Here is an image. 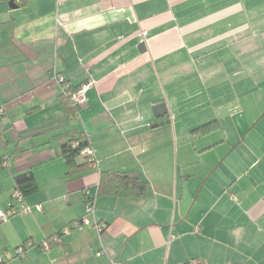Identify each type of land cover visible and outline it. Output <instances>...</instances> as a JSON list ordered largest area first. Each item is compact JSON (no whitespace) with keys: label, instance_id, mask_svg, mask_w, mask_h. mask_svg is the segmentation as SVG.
<instances>
[{"label":"crops","instance_id":"0c3cea01","mask_svg":"<svg viewBox=\"0 0 264 264\" xmlns=\"http://www.w3.org/2000/svg\"><path fill=\"white\" fill-rule=\"evenodd\" d=\"M20 2L0 0V211L17 209L0 254L32 245L3 264H264V0ZM58 75L90 84L76 120ZM72 128L98 164L68 177L56 136ZM112 169L140 172L144 196L98 195ZM27 171L39 189L19 204Z\"/></svg>","mask_w":264,"mask_h":264},{"label":"trees","instance_id":"16d2710c","mask_svg":"<svg viewBox=\"0 0 264 264\" xmlns=\"http://www.w3.org/2000/svg\"><path fill=\"white\" fill-rule=\"evenodd\" d=\"M23 2L24 0H21L20 3ZM69 83L71 84L72 92H76L82 87L74 86L71 82ZM61 96L67 114L72 120H76L78 118L80 105L75 104L72 96L66 94L65 92H63ZM2 117L0 116V120L2 119ZM219 127L220 124L217 120L210 121L193 129L190 136H188L186 140H195L196 138L206 135ZM56 140L59 145L60 156L66 163V176L71 177L80 174L81 172L90 169L91 166H94L93 161L89 156H83L81 154L83 149H85L86 147H91L89 135L84 130L79 128L69 129L57 135ZM146 186L147 183L143 179L140 172L120 171L114 169L106 170L101 172L98 195H110L123 198L142 197L144 196V192L146 191ZM38 189L39 183L32 171L19 173L14 176V191L18 190L22 194L24 199L27 196L37 192ZM87 196V201L91 203L93 199L89 197V194ZM13 207H15V204H12V206H10L9 211L13 209ZM52 237L53 236L46 238L45 241H50V243H53V241L51 240ZM184 264L213 263H209L201 258L195 257L188 259Z\"/></svg>","mask_w":264,"mask_h":264},{"label":"built area","instance_id":"2783aa9c","mask_svg":"<svg viewBox=\"0 0 264 264\" xmlns=\"http://www.w3.org/2000/svg\"><path fill=\"white\" fill-rule=\"evenodd\" d=\"M57 80L61 84L63 92L71 95L75 104L81 106L82 104L85 103L86 92L89 89L90 84H88V83L83 84L79 90H77L76 92H72L71 91V84L66 80L65 77L58 75ZM4 112H5V109L2 106V104L0 103V116H2L4 114ZM81 154L83 156H89L91 158V160L93 161L94 166H96L98 164L97 158L95 156V152H94L92 147H86L85 149L82 150ZM13 200L20 202V203H24V197L22 196V194L18 190H15L13 192ZM38 207L41 208V206H38ZM23 210L25 212H30V211H32V207L27 206ZM87 211L89 213L93 212V205L92 204L88 203ZM16 212H17V209L15 207H13V209H11L10 211H0V221L4 222V221L8 220L10 215L14 214ZM85 224H90V220L88 219V217L83 218L80 222H74L72 225L65 228L60 234L53 236L51 240L53 242L54 241L58 242V241H60V235L61 234L69 233L72 227L83 228V226ZM95 227L99 231H101L103 229V225H100V224H95ZM31 245H32V242L29 240V241L25 242L24 244L16 247L14 253H11L9 251H5V252L1 253L0 254V264H3L4 262L10 260L13 256L24 257L26 255L27 250L29 249V247ZM50 246H51L50 241H44L42 243V247L46 250H48L50 248Z\"/></svg>","mask_w":264,"mask_h":264},{"label":"water","instance_id":"95a60500","mask_svg":"<svg viewBox=\"0 0 264 264\" xmlns=\"http://www.w3.org/2000/svg\"><path fill=\"white\" fill-rule=\"evenodd\" d=\"M11 6L17 7L16 5H14V1L11 2ZM141 47L142 48L145 47V44L142 43ZM155 110H156L157 115H160V116H164L168 112V108H167L166 103H162V104L158 105L155 108ZM168 122H169L168 120L167 121H162L160 123L155 124L154 126L156 127V126H159V125H163L164 123H168Z\"/></svg>","mask_w":264,"mask_h":264},{"label":"rangeland","instance_id":"374dc122","mask_svg":"<svg viewBox=\"0 0 264 264\" xmlns=\"http://www.w3.org/2000/svg\"><path fill=\"white\" fill-rule=\"evenodd\" d=\"M257 56H258V62H264V53H260V54H257ZM261 124L264 126V119L261 121ZM2 127L3 126H0V128L2 129ZM2 131H3V129H2ZM0 174H2L1 172H0ZM1 201V200H0ZM15 202H17V201H15ZM19 204H22V203H20V202H18ZM15 251V250H14Z\"/></svg>","mask_w":264,"mask_h":264}]
</instances>
